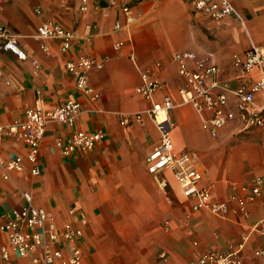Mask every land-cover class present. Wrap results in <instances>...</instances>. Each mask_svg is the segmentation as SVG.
Listing matches in <instances>:
<instances>
[{"label": "crops", "instance_id": "0c3cea01", "mask_svg": "<svg viewBox=\"0 0 264 264\" xmlns=\"http://www.w3.org/2000/svg\"><path fill=\"white\" fill-rule=\"evenodd\" d=\"M228 1L236 15L209 21L192 9L190 0H87L85 12L78 11L77 0H0V22L26 54L22 60L0 49V125L22 119L29 107L53 109L67 98L81 104L72 126L46 124L38 174L29 172L25 158L22 170L10 172L6 179L0 169V223L6 210L22 204L20 192L27 191L33 205L42 207L57 226L66 220L69 207L85 219L77 241L82 264H188L204 250H226L242 240L241 264H264V256L253 254L264 244V208L258 200L248 205L247 217L200 211L185 218L189 200L170 171H163L166 184L161 188L144 163L158 141L146 110L165 94L178 100L174 52L193 51L208 59L216 65V78L234 87L238 81L231 55L251 47L264 51V0ZM43 21L73 31L65 52L58 39L34 37ZM117 41L121 44L114 49ZM78 55L105 57L102 67L87 75L99 94L96 100L78 93L64 68L66 60ZM143 70L159 82L150 99L135 91ZM261 72L264 77V60L248 76L255 79ZM135 113H141V121L131 116ZM123 115H130L127 124L120 123ZM167 117L173 124L174 149L196 153L201 182L209 186L214 200L225 197L227 180L248 183L255 175L264 178V145L254 131H239L237 119L212 138L188 104L169 109ZM72 130H100L102 138L88 151L61 155L53 141ZM24 152L13 137L0 140L3 161ZM1 245L8 255L0 264H32L31 258L39 255L38 250L17 255L3 233ZM160 250L167 253L165 261L156 257Z\"/></svg>", "mask_w": 264, "mask_h": 264}, {"label": "built area", "instance_id": "2783aa9c", "mask_svg": "<svg viewBox=\"0 0 264 264\" xmlns=\"http://www.w3.org/2000/svg\"><path fill=\"white\" fill-rule=\"evenodd\" d=\"M77 9L85 12L87 0H77ZM192 9L202 14L209 21H218L228 15H236L228 0H190ZM126 15L128 7H122ZM38 12V11H37ZM117 25H115L116 27ZM90 25H85L89 30ZM73 31L66 29L56 21H43L36 27L34 37L37 39L50 38L60 41V50L65 52L71 45ZM86 38H89L88 35ZM121 42L113 43L117 49ZM0 49L9 51L18 59H25L23 48L16 42L15 35L0 22ZM105 57L96 58L78 55L66 60L65 70L72 76L74 88L78 93L90 100L99 97L87 79L89 71L100 69ZM175 63L176 74L179 78L178 100L165 94L160 101L151 102L146 114L158 130V141L144 158L146 171L153 175L161 188L165 187L163 171H170L181 193L189 200L188 218L193 213L207 211L212 215L225 217L230 214L235 217H247L248 205L256 200L264 208V178L255 175L248 183L225 181L226 194L223 199L214 200L207 184L201 182V171L197 166V155L194 151H176L171 140L172 122L167 117V111L177 105L188 104L200 114V127L208 136L214 138L218 131L228 122L237 119L239 131H254L259 142L264 145V77L250 79L249 73L259 68L264 60V51L251 47L242 53L231 55V65L235 69L234 87L216 78V65L208 59L199 57L193 51H176L171 55ZM1 75V71H0ZM140 83L135 87L136 93L150 99L153 91L159 86L156 79L151 78L143 70L139 72ZM81 111L78 100L67 98L53 109L43 110L39 107H29L23 112L22 119L0 125V140L11 136L24 146L23 155L15 154L7 161L0 157L2 178L6 179L12 171L22 170V159L29 164L32 175L39 173L38 151L45 126L49 122H59L72 126ZM141 113L132 114L133 118L141 121ZM162 114V119H158ZM130 115H123L120 123L127 124ZM102 138L100 130H72L66 137H57L54 146L61 155H70L76 151L92 149ZM22 204L12 207L2 214L0 233L6 237V243L19 256L28 251L38 250L39 255L32 257V264H82L81 250L77 241L83 233L85 219L74 207L67 209V218L57 226L51 216L42 208L33 205L31 195L27 191L20 192ZM167 228V221H163ZM195 244V242H193ZM243 240L236 245H229L226 250L211 248L193 256L188 264H241ZM255 256H264V244L253 249ZM7 249L0 246V258L7 259ZM160 261L167 259L164 250L157 252Z\"/></svg>", "mask_w": 264, "mask_h": 264}, {"label": "rangeland", "instance_id": "374dc122", "mask_svg": "<svg viewBox=\"0 0 264 264\" xmlns=\"http://www.w3.org/2000/svg\"><path fill=\"white\" fill-rule=\"evenodd\" d=\"M248 133H251V132H248ZM233 181V180H232Z\"/></svg>", "mask_w": 264, "mask_h": 264}, {"label": "bare ground", "instance_id": "6f19581e", "mask_svg": "<svg viewBox=\"0 0 264 264\" xmlns=\"http://www.w3.org/2000/svg\"><path fill=\"white\" fill-rule=\"evenodd\" d=\"M162 115V114H161ZM163 116V115H162ZM159 118V117H158Z\"/></svg>", "mask_w": 264, "mask_h": 264}]
</instances>
